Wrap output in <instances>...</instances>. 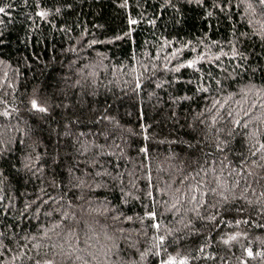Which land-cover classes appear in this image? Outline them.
<instances>
[{"label": "snow or ice", "instance_id": "6c2138e0", "mask_svg": "<svg viewBox=\"0 0 264 264\" xmlns=\"http://www.w3.org/2000/svg\"><path fill=\"white\" fill-rule=\"evenodd\" d=\"M118 8L124 9L126 14V28L114 32L106 41H98L93 39L89 42L88 47L91 48L96 43L119 44L130 42L135 44L134 32L139 24L147 23L148 25H157V15L153 13L151 18L144 15L143 10L137 17L131 14L132 4L130 0H114ZM34 11L25 12L27 20L35 23V18H39L46 23L56 25L52 21V17L61 14L63 8H71V4L64 3L62 5H53L52 7H44L41 0H33ZM14 3L0 4V14L7 15L11 18V9ZM243 7L242 15L247 16V23L252 26V31H239L235 23H231L230 38L220 40H211L208 33L205 32L202 37H198L196 45L192 41L182 43L179 48H175L171 52V59L165 56L163 71L172 73L170 79L160 83H155L153 77L156 76L158 66L156 63H151V71L149 65L141 64L140 71L133 66L129 75L131 80H125L123 83L129 87L131 92L130 99H136L141 96L145 88L154 84L155 89L172 88V92H167L168 100L164 101L162 97L156 95V92H149L148 96L151 99L156 96L157 104L163 107L167 105V112L162 116V120L171 122L172 129L177 126L183 129L187 127L190 130V139H184L179 133H176L175 139H167L158 141L159 143L167 142L169 145H175L187 153L186 164L191 168V172L184 175L180 181L182 187L175 189L172 196L171 205L168 201H164V212L180 211L177 205L183 207L184 203L190 205L185 209L186 212L195 214L197 219L215 222L217 217L222 216V212L230 211L227 207L232 205L236 200L242 199L248 206L243 205L236 207L238 213L247 212L246 218L235 219L234 223L239 226L241 224L254 226L256 228H264V224H260L253 220V213L264 219V0H239V3L233 5L232 0H162L159 5V14L162 16L169 9L177 16L184 17V10H197L200 13V18L204 21L223 19L232 22L233 16L231 9L233 7ZM22 7H29V0H22ZM136 7L142 8L138 0ZM259 17V21L256 20ZM4 21L0 19V23ZM177 22H181L178 20ZM255 22V23H254ZM259 24L257 28L255 25ZM103 28V25H98ZM209 29L212 24H208ZM61 31H70L65 25ZM154 35V34H153ZM2 36V34H0ZM253 37L259 41L260 53H255L254 49L247 47ZM208 39L210 43H205ZM174 41H169L166 37L163 38V44L160 45L158 52L163 50ZM147 43V41H146ZM203 46L205 51L197 53V48ZM210 47L219 49L215 55L209 54ZM227 47V51H225ZM190 48L192 52L197 53L191 59H181L184 49ZM71 51H76L75 48ZM101 56L102 54H97ZM227 57L229 64L225 65L222 61ZM103 57L97 63H87L81 67L77 75L79 79L75 81L74 86H79L82 89L90 88L86 95L96 96L99 69L105 68ZM159 60V55L155 58ZM176 63L170 68L169 64L172 60ZM131 60L135 61L136 56L133 51ZM255 60V63H253ZM235 61V63H232ZM209 63L214 66L215 72L211 69L205 72L202 68V63ZM75 63V61L73 62ZM126 67L123 63L114 65L113 68ZM192 69L193 73L198 74L196 79H183L181 69ZM207 75L212 84L204 82V76ZM183 83L185 85H193L194 90L192 95L178 94L176 85ZM216 92V96L211 99V107H205L204 111L199 112L194 120L199 124H205V114L214 113L211 115V123L207 124L204 129H197L195 123H188L185 117V123L181 124L179 110L184 101H194L197 96L204 100H208V96L204 95L210 91ZM66 98L67 93L61 90ZM58 97L53 94H48L41 89H33V92L24 102L26 110L30 117L37 121V132L47 131L49 140L53 139L54 143L44 145L43 153L36 149L44 144L42 135H36L32 139L33 129L27 125L22 130L18 125H10L5 123L0 125V158H5L10 167L16 172L23 171L29 174L30 178H35L40 182V186L31 200H25L22 209H17L19 220L15 215H12V209L15 206L12 196H5L3 188L4 180L0 179V256L4 252H12L13 250L3 242L4 238L16 244L17 251L11 255L8 261L0 259V264H17V260L24 264V258H27V264H140L149 255L160 257L161 253H167V242L169 237H174L171 241L173 244H179L184 238L178 235L181 229L169 228L164 226V232L161 234V219L164 212L158 214L156 209V199L154 192L157 191L156 185L152 180L151 173V153L149 142L154 139L155 133L150 134V129L153 125L145 122V112L142 107L143 101L140 100V107L137 109V121L139 132L132 128L126 131L130 136L140 137L142 142L136 145L138 154L143 156V161H148V164L142 162V167L145 169L144 179L146 180V188L140 189L143 192V198L149 201V204H143L144 214L136 218L141 224L140 235L147 236L148 228L153 229L152 248L141 251L136 243H129L128 248L135 255H138L140 260L137 261L132 256L125 260L121 253L125 251L120 247L119 240H128L123 227H115L121 220L132 222L133 216L126 215L122 211V206L129 203L131 192H126L124 189V174L120 171H112L109 168L100 165L99 170L93 171L99 164V158L105 153L104 145H97L94 140H88V134L84 131H79L85 120L81 115H77L72 111L74 105L64 103L63 100L57 102ZM234 105V106H233ZM110 105L107 103L103 112L99 115L91 117L92 123L101 121L115 122L119 127V121L114 116L109 114ZM19 112V109H15ZM95 112V110H92ZM12 115L8 110L0 113V116L10 118ZM59 116V120L56 116ZM131 115V113H128ZM57 124L56 129L50 127L51 123ZM160 121H157L159 124ZM48 126V127H45ZM199 131L202 135H196ZM20 133V135H16ZM171 134V133H170ZM240 137L238 140L237 137ZM25 138L32 139L31 152H25ZM240 144V149L237 148ZM19 146L22 152V158H18L15 162L12 161L15 147ZM131 146L130 144L128 145ZM120 148L119 145H116ZM207 149V150H206ZM123 154V149H120ZM95 153L88 159H81L89 153ZM108 155L114 156L115 152H109ZM117 157L115 163L109 161L112 169H119V159ZM177 154L173 153L169 159H176ZM203 160V164H201ZM83 166V167H82ZM79 173V174H77ZM211 173V178H209ZM227 173V175H226ZM0 177H3V172L0 171ZM120 188V204L113 205L105 198L104 200L93 199V194L97 188H108L109 186ZM243 185V188L241 187ZM135 187V184L133 185ZM57 192L56 196L51 195L47 189ZM257 188L259 194L257 195ZM162 193H166L164 188L158 189ZM240 192V196L236 192ZM248 193H251L253 198H249ZM24 196L33 195L30 193L22 194ZM183 197V200L181 199ZM211 197V202L209 200ZM133 199L141 201L140 195ZM54 205L50 210L44 211L48 205ZM210 208L212 211L206 216L202 215L205 208ZM151 208V210H148ZM31 214V215H29ZM41 214L47 218H53L50 226L42 225L37 229V233L25 231L21 227L23 220L36 219L39 221ZM11 217L15 223H7ZM103 218V219H101ZM109 219L111 224L108 223ZM150 220V224L145 222ZM184 229L189 231L185 233L187 236L195 227L193 220L189 218L187 222L184 219L180 220ZM19 228L24 233L23 236L15 229ZM11 232L9 236L8 233ZM120 233L121 236H117ZM55 237V240L53 239ZM103 237L104 242H101ZM248 239L249 243L245 246L240 243L242 254L236 257L237 264H249V260H255L259 257L264 260V238L254 237L249 239L247 232L237 231L227 236L221 235L219 242L228 246L231 250L233 242H240L239 238ZM211 236L206 240L208 243L201 244L196 251L201 254L205 253V248L210 246ZM253 239L261 245L260 250L253 251L251 246ZM24 241V243H21ZM31 245V247L29 246ZM235 256V253H231ZM119 256L118 260L113 257ZM197 259L199 257H196ZM208 258H214L208 256ZM223 261V258H221ZM190 257L188 255L176 256L167 254V259L161 258L159 264H189Z\"/></svg>", "mask_w": 264, "mask_h": 264}, {"label": "trees", "instance_id": "16d2710c", "mask_svg": "<svg viewBox=\"0 0 264 264\" xmlns=\"http://www.w3.org/2000/svg\"><path fill=\"white\" fill-rule=\"evenodd\" d=\"M139 4L144 6L142 8L136 7L137 0H130L132 7L130 9L133 17H137L138 14L143 10L146 17L151 18L153 13H156L157 25L155 28L148 25L147 23H141L134 32L135 44L130 42H124L117 44L109 43H96L91 48L88 44L91 40L96 39L98 41H106L112 36L114 32L120 29L126 28V14L124 9L118 8L114 3V0H41L44 7H52L53 5H62L64 3L71 4V8H63L61 14L53 16L51 19L56 25L55 28L52 24L46 23L45 21L35 18V23L26 19L25 12H33L34 4L33 0H29V7H22V0H0V4L14 3V7L11 9V18L7 15L0 14V19L4 22L0 23V113L4 110H8L12 113L10 118L0 116V125L9 123L10 125H18L22 130L25 129L26 123L33 129L32 139L36 135H42L44 138V144L40 145L36 151L43 153L44 145H51L54 143L53 139L49 140V134L47 131L37 132V121L30 117L26 110V104L24 103L28 96L31 95L33 89H41L48 94H55L58 97L57 102L63 100L64 103L71 102L74 107L72 111L76 112L77 115H81V118L85 120L79 128V131H84L88 134V140H94L97 145H104V155L99 158V164L95 170L100 169V165H103L109 170L120 171L124 174V189L126 192H131V196L128 198L129 203L126 206H122V211L126 215L134 217L132 222L121 220L120 223L115 227H123L128 240H119L120 247L124 249L121 256L127 260L129 256H132L137 261L140 260L138 255H135L131 249L128 248L129 243H136L141 251L152 248V234L153 229L148 228V235H140L141 224L139 219L136 218V214L143 216L144 207L143 204H149L147 199L143 198V192L140 189L146 188L145 169L142 167V162L146 165L149 162L143 161V156L138 154L136 145L142 142L140 137L130 136L126 131L128 128H132L139 132L138 121H137V109L141 106L139 101H143V109L145 112V122L153 125L150 129V134L155 133L153 140L149 142V149L152 156L151 159V173L153 183L156 185L157 191L154 192L156 199V209L158 214L164 212V201H168L171 205L172 196L171 193L176 188L182 187L180 181L184 175L191 172L186 164L187 153L175 145H169L167 142L159 143L158 141L164 140L165 138L171 140L176 138L178 132L184 139H190V130L185 127L183 129L176 127L172 129V124L169 121L162 120V116L167 112V105L161 107L157 104L156 96L149 99V92H156V95L162 97L164 101L168 100L167 92H172V88L166 89H155L154 84L148 85L144 92L139 98L130 99L131 92L129 87H126L123 81L131 80L132 76L129 75L130 70L133 66L137 67L140 71L141 64L149 65L151 71V63H156L158 70L156 76L153 77L155 83L163 82L170 79L172 73H165L163 71V65L166 62L165 56L171 59V52L175 48H179L182 43L192 41L193 45H196L198 37H202L205 32L211 40L224 41L225 38H230L231 23H235L236 28L243 31H252V26L247 23L248 17L242 15L243 7H233L231 9L233 20L229 22L223 19L221 16L220 20L213 19L211 21H204L200 18V13L197 10H184V17L181 20L171 9L165 12L162 16L159 14V5L162 0H138ZM233 5L239 3V0H232ZM259 17L256 20L259 21ZM180 20L181 22H177ZM212 24V28L209 29L208 24ZM255 23V22H254ZM67 25L70 31H61L60 29ZM103 25L104 27H98ZM257 28L259 24L255 25ZM154 34V35H153ZM166 37L173 43L164 46L163 50L158 52L160 45L163 44V38ZM147 41V43H146ZM205 43H210L208 39ZM250 49H254L255 53H260L259 41L253 37V40L247 45ZM75 48L76 51H71ZM225 47V51H227ZM133 51L136 56V60L132 61L131 56ZM205 51L203 46L197 48V53ZM219 49L210 47L209 54L215 55ZM102 54L98 56L97 54ZM197 53L191 51L190 48H186L183 51L181 59H191ZM159 55V60L155 59ZM105 68L99 69L97 95L90 96L86 95L90 88H81L74 86L75 81L79 79L77 75L78 70L83 65L91 62L97 63L103 57ZM75 61V63H73ZM225 65L229 64L228 58L224 57L222 61ZM264 62V60H261ZM123 63L126 67L113 68L114 65ZM176 61L173 59L169 64L171 68ZM232 63H235L233 61ZM255 63V60H253ZM202 68L207 72L212 70L215 72L213 65L205 62L202 63ZM198 74L193 73L192 69L184 68L181 69V76L183 79H196ZM204 82L206 84H212L208 80L207 75L204 76ZM178 89V94H184L187 92L188 95H192L194 90L193 85H185L180 83L175 86ZM61 90L67 93L66 98L62 94ZM208 96V100H204L197 96L194 101H184L179 110L180 122L185 123V117H187L188 123H195L197 129H204L207 124L211 123V115L214 113L205 114V124H199L198 121L194 120V117L204 111L205 107H211V99L216 96V92L210 91L204 94ZM110 105L109 114L114 116L119 121V127L115 125V122L109 123L108 121H101L98 123H92L91 117L99 115L103 112L105 104ZM234 106V105H233ZM15 109H19L16 112ZM92 110H95L93 112ZM131 113V115H128ZM59 120V116H56ZM157 121H160L157 124ZM48 127V126H45ZM52 129L57 128L55 122L51 123ZM171 133V134H170ZM196 135H202L201 132L197 131ZM16 135H20L17 133ZM32 139L25 138V152H31L32 149L28 147L31 145ZM237 139L240 137L238 135ZM131 145L130 147L128 145ZM119 145L120 148H117ZM240 149V144L236 145ZM15 150L12 161L15 162L18 158H22V152L19 150V146H14ZM120 149H123L121 154ZM207 150V149H206ZM109 152H115L116 155L110 156ZM173 153L177 154L176 159H169ZM95 153H89L81 159H88ZM117 157L119 159V169H112L110 164L111 161L115 163ZM203 164V160H201ZM83 167V166H82ZM0 171L3 172V177L0 179L4 180L2 185L5 190V196H12L14 207L12 209V215L16 216L17 209L23 208L24 201L31 200L34 198V194L40 182L35 178H30L29 174L23 171L16 172L8 164L5 158H0ZM79 174V173H77ZM227 175V173H226ZM211 178V173H209ZM135 184V187L133 186ZM243 188V185L241 186ZM164 188L166 193L160 192L158 189ZM48 192L56 196L57 192L52 191L50 188ZM30 193L33 195L24 196L22 194ZM257 195L259 194V188H257ZM120 188L109 186L108 188H97L93 194V199L104 200L107 198L108 201L113 205L120 204ZM140 195L142 202L133 199V197ZM237 196H240V192H236ZM249 198H253L251 193H248ZM183 200V197L181 198ZM211 202V197H209ZM243 205L245 208L248 206L242 199L236 200L232 205L227 207L230 211L222 212L221 217H217L215 222H209L207 220L197 219L194 213L186 212L185 209L189 208L190 205L187 203L183 204V207L177 205L180 211L164 212L161 219V234L164 232V226L169 228L181 229L178 233L179 236L184 237L179 244H173L171 241L174 237H169L167 242V253H161L160 257L149 255L144 261H140V264H159L161 258L167 259V254L176 256L177 253L180 255H188L190 257L189 264H237L236 257L242 254L240 243L245 246L248 245L249 240L240 237V242H233L231 250L228 246L219 242L221 235L227 236L237 231L247 232L249 239L254 237L264 238V228H256L241 224L237 226L234 223L235 219L246 218L248 213H238L235 211L236 207ZM54 205H48L44 211L50 210ZM148 210H151L149 208ZM212 210L205 208L202 211V215H207ZM31 215V214H29ZM191 218L193 220L194 228L192 231L185 236L188 229H184L183 224L180 223L181 219L185 222ZM0 219H3L0 216ZM53 218H47L41 214L39 221L36 219L23 220L21 227L28 232L37 233V229L42 225L50 226ZM103 219V218H101ZM253 220L264 224V219L256 216L253 213ZM7 223H15L14 220L9 217ZM111 224V220L108 221ZM150 224L151 221L145 222ZM0 230H4L0 227ZM20 232L23 236L24 233L19 228L15 229ZM11 235V232L8 233ZM211 236L210 246L205 248V253L201 254L196 249L201 245L208 243L206 238ZM117 236H121L117 233ZM55 240V237H53ZM3 242L11 248L12 252H4L0 259L8 261L11 255L17 251L16 244L11 243L7 237L4 238ZM103 243V237H101ZM24 243V241H21ZM31 247V245H29ZM253 251L260 250L261 245L259 242L253 239L251 244ZM3 252V249H0ZM231 253H235L233 256ZM212 256L214 258H208ZM196 257H199L198 259ZM120 257H113L114 260H118ZM223 258V261L222 259ZM17 264H21L18 259ZM24 264H27V258H24ZM249 264H264V260L257 257L255 260H249Z\"/></svg>", "mask_w": 264, "mask_h": 264}]
</instances>
